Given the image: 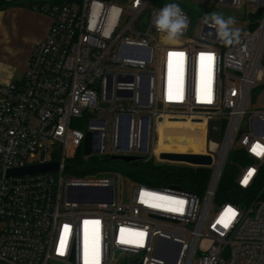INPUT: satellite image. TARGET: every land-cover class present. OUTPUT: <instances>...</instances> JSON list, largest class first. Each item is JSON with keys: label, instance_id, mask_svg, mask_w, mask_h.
Returning <instances> with one entry per match:
<instances>
[{"label": "built area", "instance_id": "obj_1", "mask_svg": "<svg viewBox=\"0 0 264 264\" xmlns=\"http://www.w3.org/2000/svg\"><path fill=\"white\" fill-rule=\"evenodd\" d=\"M192 1L199 31L190 35L195 24L182 8L188 28L171 43L154 20L184 0L33 6L49 15V30L33 45L23 79L0 83V264H264V185L248 204L215 199L233 152L246 159L239 188L257 189L264 176V0ZM222 7L241 13L225 16L241 29L230 47L204 23ZM166 118L205 124L208 150L181 154L211 156L212 165L173 163L210 169L204 193L138 185L123 203L111 157L160 160ZM88 134L85 159L102 157L89 166L104 171L66 176ZM49 163L59 168L7 175ZM203 239L212 241L208 250Z\"/></svg>", "mask_w": 264, "mask_h": 264}, {"label": "trees", "instance_id": "obj_2", "mask_svg": "<svg viewBox=\"0 0 264 264\" xmlns=\"http://www.w3.org/2000/svg\"><path fill=\"white\" fill-rule=\"evenodd\" d=\"M66 0H0V11L12 6L33 7L36 4L52 3L60 4ZM82 150L71 159V166L77 168L70 171L76 174H85L92 171ZM246 163L244 156L233 152L227 161L222 178L216 194V201L248 204L256 197L264 185V176L261 186L257 189L244 191L236 184V179L241 166ZM119 164V165H118ZM89 168L87 171L84 169ZM115 170L127 175L134 183L154 188L175 187L184 191L202 195L211 177V170L208 168H193L183 165L161 164L156 159L145 161L144 159L125 163L119 161L115 164Z\"/></svg>", "mask_w": 264, "mask_h": 264}, {"label": "crops", "instance_id": "obj_3", "mask_svg": "<svg viewBox=\"0 0 264 264\" xmlns=\"http://www.w3.org/2000/svg\"><path fill=\"white\" fill-rule=\"evenodd\" d=\"M50 25L49 15L33 7L12 6L0 11V83L23 79L32 47L46 37Z\"/></svg>", "mask_w": 264, "mask_h": 264}, {"label": "clouds", "instance_id": "obj_4", "mask_svg": "<svg viewBox=\"0 0 264 264\" xmlns=\"http://www.w3.org/2000/svg\"><path fill=\"white\" fill-rule=\"evenodd\" d=\"M204 23L216 30V35L224 46L230 47L240 42L241 29L233 27L236 24L235 17L225 18L220 13H211L204 16ZM154 26L158 32L165 33L164 39L171 43L177 41L187 30L188 20L179 4L170 3L157 13Z\"/></svg>", "mask_w": 264, "mask_h": 264}, {"label": "bare ground", "instance_id": "obj_5", "mask_svg": "<svg viewBox=\"0 0 264 264\" xmlns=\"http://www.w3.org/2000/svg\"><path fill=\"white\" fill-rule=\"evenodd\" d=\"M175 119V118H173ZM165 138L169 142H165ZM205 150V124L195 125L189 121L168 120L159 127V139L156 152H203Z\"/></svg>", "mask_w": 264, "mask_h": 264}, {"label": "water", "instance_id": "obj_6", "mask_svg": "<svg viewBox=\"0 0 264 264\" xmlns=\"http://www.w3.org/2000/svg\"><path fill=\"white\" fill-rule=\"evenodd\" d=\"M164 42L166 41L163 39ZM159 108H161V105H159ZM172 120H179V119H172ZM184 121V120H182ZM92 153V148H91V135L88 134L85 140V145H84V155L88 156ZM160 160L162 161H167L170 163H188L192 165H204V166H211L213 162V158L211 156H206V155H200V154H181V153H173V152H163L159 156ZM144 157L141 156H124V155H113L111 157L112 161H121L125 163H130L133 161H138L142 160ZM59 168L58 163H49V164H43V165H35V166H29L24 169H19V170H11L8 172V176H24V175H34L37 173H43L47 171H53L57 170ZM89 168L84 169V171H87ZM68 171H76L77 168L74 166L68 165L67 166ZM75 187L69 188V195L73 197ZM112 200V198H111ZM89 201H96L95 199H90ZM120 252L118 251L116 253V257Z\"/></svg>", "mask_w": 264, "mask_h": 264}, {"label": "rangeland", "instance_id": "obj_7", "mask_svg": "<svg viewBox=\"0 0 264 264\" xmlns=\"http://www.w3.org/2000/svg\"><path fill=\"white\" fill-rule=\"evenodd\" d=\"M179 6L181 8H183L184 10L188 11L190 13V15L192 16L193 18V23L195 24L194 26V29L193 31L191 32V36H195L197 33H198V26L200 25L201 23V16H202V13L199 12L197 10V3L192 1V0H184L183 3L179 4ZM207 10H211V9H208ZM219 11H221V14L225 17L227 15H231V14H241L240 12H237L236 10L234 9H231V8H228V7H222L219 9ZM195 125H198V124H195ZM83 127V126H81ZM206 129V127H205ZM206 137V136H205ZM211 141V137L210 135L208 136L207 140H206V149L208 150L209 148V142ZM165 142H169V140L167 138H165ZM157 147H158V142H157ZM73 153V152H72ZM74 154V153H73ZM77 154H75L76 156ZM230 158V156H229ZM228 158V159H229ZM102 157L98 156V157H95V156H90L87 161L88 162H101L102 161ZM157 160V162L161 163V164H169V165H173V163H170V162H162L160 160H158L157 158H155ZM118 163V162H117ZM103 164H106L105 162H103ZM119 165V164H118ZM104 170H92L90 172H87L85 174H76V173H73V172H70V171H67L66 172V176H71V177H90V176H98L100 174H102ZM114 173L116 174H121L122 178H123V181H122V187H121V201L123 203H129L130 202V198H131V195H132V192L134 190V188L136 186H138L139 184L137 183H134L127 175H125L124 173H122L121 171L119 170H113ZM221 202L219 201H216V205L220 204ZM200 245L203 249L205 250H208L211 246H212V241L211 240H208V239H203L201 240L200 242Z\"/></svg>", "mask_w": 264, "mask_h": 264}, {"label": "snow or ice", "instance_id": "obj_8", "mask_svg": "<svg viewBox=\"0 0 264 264\" xmlns=\"http://www.w3.org/2000/svg\"><path fill=\"white\" fill-rule=\"evenodd\" d=\"M170 55H172V54H170ZM181 55H182V54H181ZM205 55H207V58H208L210 61L212 60V56H211V54H203V53L201 54L202 57L205 56ZM253 150H255V149H253ZM232 216H233V217L235 216V213H234V212L232 213ZM218 223H222L224 227H227V226H228V223H225L223 220L218 221Z\"/></svg>", "mask_w": 264, "mask_h": 264}]
</instances>
